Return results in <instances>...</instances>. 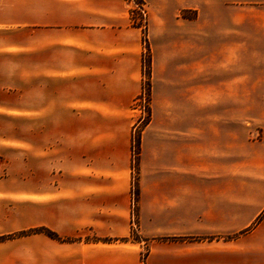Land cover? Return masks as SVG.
Wrapping results in <instances>:
<instances>
[{
	"label": "crops",
	"instance_id": "crops-1",
	"mask_svg": "<svg viewBox=\"0 0 264 264\" xmlns=\"http://www.w3.org/2000/svg\"><path fill=\"white\" fill-rule=\"evenodd\" d=\"M142 1L0 0V264H264V0Z\"/></svg>",
	"mask_w": 264,
	"mask_h": 264
},
{
	"label": "built area",
	"instance_id": "built-area-1",
	"mask_svg": "<svg viewBox=\"0 0 264 264\" xmlns=\"http://www.w3.org/2000/svg\"><path fill=\"white\" fill-rule=\"evenodd\" d=\"M134 4V9H133V20L136 23L141 24L144 28L146 27L147 24V18H148V11L145 3L142 0H130ZM143 44L145 47V57H144V79H143V89L140 94V96L136 99L135 101V108L139 109L142 113L140 123H145L149 120L150 118V91H151V83L149 80V75H148V66H147V59L149 57V50H148V41H147V36L143 37ZM142 125V124H141ZM140 126V125H139ZM138 126L135 130L134 133V147H133V152H134V161L135 158L138 154ZM136 175V172H134V176ZM135 189V197H136V188L134 185ZM136 203L133 206V212H132V218H133V233L138 232V221H137V210H136Z\"/></svg>",
	"mask_w": 264,
	"mask_h": 264
},
{
	"label": "trees",
	"instance_id": "trees-1",
	"mask_svg": "<svg viewBox=\"0 0 264 264\" xmlns=\"http://www.w3.org/2000/svg\"><path fill=\"white\" fill-rule=\"evenodd\" d=\"M149 65H150V60H149V57H148V59H147L148 75L150 74V67H149ZM138 148H139V137H138ZM136 192H137V190H136ZM39 230H40V231H44V232H46L49 236H52V237H54V238H59L58 235L55 234V233H54L53 231H51V230H48V229H39ZM39 230L36 229V230L24 231V232H22V233H19L18 235H9L8 237H1L0 240H1V239H4V238L14 237V236L27 235V234H30V233H32V232H36V231H39ZM132 236H133L134 239H139V238H140L139 234H137V233H133Z\"/></svg>",
	"mask_w": 264,
	"mask_h": 264
},
{
	"label": "rangeland",
	"instance_id": "rangeland-1",
	"mask_svg": "<svg viewBox=\"0 0 264 264\" xmlns=\"http://www.w3.org/2000/svg\"><path fill=\"white\" fill-rule=\"evenodd\" d=\"M147 25V24H146ZM146 34V33H145ZM145 34H144V36H145ZM146 36H147V34H146ZM140 96V95H139ZM150 96H151V91H150ZM149 111H150V107H149ZM142 125L144 124V123H141ZM141 125V126H142ZM140 126V127H141ZM138 133V132H137ZM139 137V133H138V135H137V138ZM138 153H139V148H138ZM137 157H138V154H137V156H136V158H135V161H134V172H136V175L134 176V185H135V188L137 189V177H138V168H137ZM137 192H136V201H137Z\"/></svg>",
	"mask_w": 264,
	"mask_h": 264
}]
</instances>
